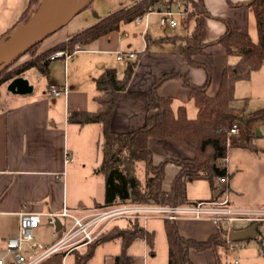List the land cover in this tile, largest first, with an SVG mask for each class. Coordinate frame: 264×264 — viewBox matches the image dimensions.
<instances>
[{
    "label": "crops",
    "instance_id": "crops-1",
    "mask_svg": "<svg viewBox=\"0 0 264 264\" xmlns=\"http://www.w3.org/2000/svg\"><path fill=\"white\" fill-rule=\"evenodd\" d=\"M90 1L89 5L70 19L66 24L67 28H64L66 26L64 25L42 40L37 52L41 53L67 40L74 33L134 0ZM28 2L29 0H0V34H5L18 24ZM202 2L210 15L200 16V37L207 43L204 52L211 55V60L208 61L203 53L194 55L193 58L208 65L211 78L206 92L214 95L223 67L228 63H235L237 56L227 54L222 45L212 42L224 33L227 25L249 33L253 19L250 0H202ZM158 18L157 10L149 11L139 21L124 23L119 29L103 34L84 46H77L72 52L64 50L68 55L67 58L49 57L47 65L50 74L46 76L47 82L42 90L28 94L6 92L2 96L0 102L1 239L16 235L19 210L47 213L57 212L62 206L91 208L103 205L91 193H88V197L78 192H73L70 196L71 178L73 177L78 184L86 179L77 176V171L80 172L85 168L83 162L87 160V152L90 149L91 153L95 152V156L99 152L100 124H78L68 121L67 116L70 111H94L98 107L94 100V96L98 94L95 77L105 69L114 68L117 77L121 78L127 63H134L128 89L145 93H149L154 77H160L165 73L178 74L163 80L156 90L159 95L172 99L173 109L179 104L185 105L186 108L190 103L188 88L183 85L181 76L190 83L202 84L206 72L203 68L188 63L181 52L182 42L179 36H183L186 31L180 27L179 22L174 27L160 26ZM116 51H133L134 57L118 60ZM50 84L66 85V93L51 95L47 91ZM142 105V102L136 99L119 98L111 115L110 129L115 132H129L141 126L145 117ZM147 145L154 162L166 157L180 159L192 155L182 146L156 137H149ZM100 161L101 152L99 158L95 157L90 163V173L93 179L103 183L105 190L104 177L94 172ZM177 170V166L172 163L165 166L163 190L170 189ZM184 184L185 180L179 202L193 203L211 199L218 193L217 190L213 191L209 184V191H205L202 197H190ZM227 187H229L228 183ZM156 218L158 217L149 218L145 226H142L147 231L153 232V246L157 236L156 229L149 227L148 222ZM247 218L246 221L256 219V217ZM160 219L162 226L157 231L163 228V219ZM261 219L264 222V216ZM119 220L124 221V225L120 227L129 223L125 219ZM116 221L108 226L107 231L118 225ZM41 223H47L45 215L41 216ZM40 224L36 230L39 229ZM175 224L182 236L197 240H204L218 230L209 220L179 218L175 220ZM53 229L54 236L44 244L51 243L57 238L60 227L58 230L55 227ZM115 239H119L120 243L114 244L112 251L94 260L96 248L107 245L109 241ZM85 248L86 246L78 248V251L83 252ZM152 249L153 251L150 252L143 238H136L128 245L126 252L131 256V264H167V245L166 256L162 263L157 261V252ZM120 251L119 237L102 241L94 247L92 255L87 258L85 264H115L114 257ZM68 255L70 257L72 255L70 264H75L74 251L67 254L55 253L39 264H63ZM189 257L195 264H216L212 249L204 251L190 249Z\"/></svg>",
    "mask_w": 264,
    "mask_h": 264
},
{
    "label": "trees",
    "instance_id": "trees-1",
    "mask_svg": "<svg viewBox=\"0 0 264 264\" xmlns=\"http://www.w3.org/2000/svg\"><path fill=\"white\" fill-rule=\"evenodd\" d=\"M38 1L29 0L27 8L20 15L17 23L29 17ZM187 6L188 12L178 19L180 27L186 31L183 36H179L182 42L181 52L188 63L201 67L206 72V78L202 84L190 83L181 76L183 85L188 88L189 98L196 107L194 117L187 116L183 104L173 109L172 99L159 95L156 90L163 80L178 76V74L165 73L160 77H154L149 93L129 90L128 81L133 73L134 63H127L121 78L117 77L114 68H107L95 77L98 94L94 96V100L98 107L94 111L74 110L68 113L67 119L70 122L100 124L101 161L94 172L104 177L103 204L146 202L148 200L176 204L179 203L178 199L183 192V182L189 176L206 177L213 191L221 192L225 189V184L219 185L216 181L219 177L228 179L230 177L225 161L230 125L233 122L246 125L264 119V108L248 114L245 112L247 98H238L234 95L235 83L248 79L253 71L264 64V0H250L249 2L256 39H252L249 33L241 31L238 27L227 25L224 33L212 42L222 45L227 54L237 56L235 63H228L223 67L214 95L206 92L211 78L208 65L193 58L194 55L203 53L208 61L211 60V55L204 52L207 43L203 42L200 37V16L210 15L202 0H134L46 51L37 53L41 42L32 46L26 52H31L32 58L17 67L13 71L15 74L11 75L12 71H7L10 65L0 72V84L4 80L17 76L18 71H24L32 66H35L42 75L48 76L50 69L47 61L49 60L48 55L52 52L59 49L72 52L77 46H84L103 34L117 30L122 24L143 16L149 11L185 9ZM119 98L136 99L142 102L145 117L141 126L129 132H115L110 129L111 115ZM149 137L174 142L192 155L180 159L166 157L159 162H154L147 145ZM250 139V136L246 138L245 143L248 146ZM137 163L143 164L142 178L137 174ZM169 163L176 165L178 170L170 189L165 191L162 188V181L165 166ZM163 229L167 245V264H195L189 257L190 249L196 251L212 249L216 264H227L218 252L219 248L227 252L230 248L228 244L233 242L227 240L225 228L220 227L204 240L182 236L175 221L168 219H163ZM255 230L258 231L256 228ZM114 237L121 239V251L114 257L115 264H131L132 259L127 254L126 248L136 238H143L150 252L153 251V232L147 231L137 220H134L124 227L113 226L97 240L87 245L83 252H79L78 249L74 250L75 264H85L98 243ZM248 238L255 237H247L240 241ZM259 243L260 253L264 259V235Z\"/></svg>",
    "mask_w": 264,
    "mask_h": 264
},
{
    "label": "rangeland",
    "instance_id": "rangeland-1",
    "mask_svg": "<svg viewBox=\"0 0 264 264\" xmlns=\"http://www.w3.org/2000/svg\"><path fill=\"white\" fill-rule=\"evenodd\" d=\"M67 26L64 28H67ZM249 33L252 39H256V31L252 23L249 26ZM28 58H32L31 52L23 54L16 61L12 62L7 71H12L10 73L11 75L15 74L13 71L17 67H20L24 61L29 60ZM34 67H29L21 72L18 71L17 76L22 75L26 77L33 86L32 92H38L43 89L47 78ZM11 79L4 80L0 84V102L2 96L8 92L6 85ZM234 95L238 98H247L245 112L248 114L264 108V64L253 71L248 79L239 80L235 83ZM186 109L188 117L195 116L196 107L191 99ZM236 123L238 125L237 134L230 135L227 140V155L225 161L230 177L228 179L229 187H227L226 193L229 197L231 207L237 210L239 215L256 217V219L233 221L229 226V230L241 229V226L245 228L255 223L258 231L254 236L255 238H248L244 241H233L231 246L228 244L230 248L227 252H224L221 248L218 249V252L221 254V259L226 261L227 264H264L259 243L262 235H264V222L261 219L264 216V119L253 121L246 125L241 122ZM257 132L259 135L256 134ZM249 136L251 139L250 145L248 146L245 142ZM99 139L98 150L101 152L102 138L100 137ZM93 148L95 150V146ZM99 152L96 154L97 156H95V152L91 153L90 149L87 152V160L83 162L85 168L81 169L80 172L77 171V176L85 177L86 179L83 178L84 181L78 184L73 177L71 178L70 196L73 192H78L85 197H88V193H91L96 197L97 201L103 203V183H99V181L93 179L90 173V163L95 160V157L99 158ZM136 171L139 177L143 176L142 163L137 164ZM184 186L190 197H202L205 191H209V181L202 175L187 177ZM116 224L123 226L124 221L117 220ZM148 226L155 227L156 229L157 236L153 248L157 252V261L159 260L162 263L166 256V241L163 228L161 227V230L157 231L162 226V220L160 218L152 219L148 222ZM222 228H225V224L222 225ZM225 229L229 231L227 230L228 228ZM54 234L55 230L51 225L41 223L39 229L34 231V239L44 244ZM119 243V239H115L109 241L107 245L97 247L94 260L112 251L114 244ZM70 258H72V255L71 257L68 255L64 259L63 264H70Z\"/></svg>",
    "mask_w": 264,
    "mask_h": 264
},
{
    "label": "built area",
    "instance_id": "built-area-1",
    "mask_svg": "<svg viewBox=\"0 0 264 264\" xmlns=\"http://www.w3.org/2000/svg\"><path fill=\"white\" fill-rule=\"evenodd\" d=\"M157 12L160 26L174 27L178 23V18L188 12V6L185 9L173 8L157 10ZM143 16L134 18V21H139ZM59 56L68 57L64 50L52 52L49 57L52 59ZM124 57L133 58L134 52L116 51L118 60ZM47 91L51 95L57 96L66 93V85L50 84ZM237 132L238 125L233 122L228 129V137L237 134ZM216 183L219 185L225 184V189L221 192L218 191V194L211 199L199 200L193 203L165 204L148 200L146 202L103 204L91 208L62 206L57 212L47 213L19 210L17 212L18 229L16 235L5 239L0 237V264H39L55 253H70L97 240L107 231L112 222L119 219H125L129 223L137 220L141 226H145L146 221L152 217L171 221L179 218H191L209 220L217 226V229L225 224L227 230H229V226L233 221L248 220L247 217L239 215L238 211L230 205L226 193L228 178L219 177ZM43 215L46 216L47 223L53 227H55L56 219L60 221L57 238L48 244H43L34 239V231L38 228Z\"/></svg>",
    "mask_w": 264,
    "mask_h": 264
},
{
    "label": "water",
    "instance_id": "water-1",
    "mask_svg": "<svg viewBox=\"0 0 264 264\" xmlns=\"http://www.w3.org/2000/svg\"><path fill=\"white\" fill-rule=\"evenodd\" d=\"M89 1L39 0L35 10L25 21L0 36V72L25 54L29 48L66 25ZM6 90L12 94H28L32 92L33 86L26 77L19 75L7 83ZM256 134L259 135L258 132ZM59 227L60 222L56 219L55 229L58 230ZM255 228L256 224L252 223L245 228L229 230L226 237L229 241L254 237Z\"/></svg>",
    "mask_w": 264,
    "mask_h": 264
}]
</instances>
